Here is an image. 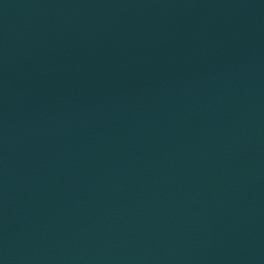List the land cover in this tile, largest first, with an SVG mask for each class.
Instances as JSON below:
<instances>
[{
  "label": "water",
  "instance_id": "1",
  "mask_svg": "<svg viewBox=\"0 0 264 264\" xmlns=\"http://www.w3.org/2000/svg\"><path fill=\"white\" fill-rule=\"evenodd\" d=\"M0 264H264V55L208 0H0Z\"/></svg>",
  "mask_w": 264,
  "mask_h": 264
}]
</instances>
